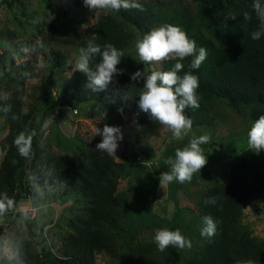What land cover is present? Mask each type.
<instances>
[{"label":"trees","instance_id":"16d2710c","mask_svg":"<svg viewBox=\"0 0 264 264\" xmlns=\"http://www.w3.org/2000/svg\"><path fill=\"white\" fill-rule=\"evenodd\" d=\"M69 1L76 9H89L83 0ZM191 1L193 6L183 0H138L144 10L121 9L117 15L122 23L111 14H101L92 26L75 36L61 38L51 35L47 39L79 49L86 47V42L95 34V42L102 48L111 43L124 51L135 39L126 25L141 35L163 24L177 25L196 42L197 54L200 47L207 51V58L198 69L189 67L194 59L189 56L181 61L184 68L178 73L182 76L191 71L199 78L197 94L200 106L185 109V115L193 121L192 127L210 126L213 107L219 102H224L236 112H240L241 107L248 108L252 125L264 115V34L258 40L251 38V33L259 30V20L252 8L253 0ZM245 12L250 19H244ZM100 59L99 55L93 57L90 66L95 69ZM47 60L58 72L71 69L59 50L51 49ZM34 61L26 60L19 64L20 73L11 82L19 88L11 91L9 98L1 102L8 127L0 141V193L14 198L24 172L28 177L33 174L42 176L44 170L53 169L55 181L52 187L63 185L68 193L79 196L82 208L74 220H69V229L60 236L58 253L39 246L40 242L33 239L36 237L34 217L23 220L29 239L17 242L18 264H94L101 251L120 264H243L248 260L264 264V240L253 236L251 228L242 222L243 210L249 203L264 201V163L256 153L248 150L229 162L225 179L199 192L195 220L202 221L205 215H211L216 222L215 235L202 237L200 230L194 229L192 220L188 223L182 221V208H175L172 219L164 228L179 229L187 238L195 236L201 242L199 246H194L191 251L169 247L161 252L154 240L136 242L137 226L151 223L153 219L154 187L148 184L142 191L135 189L119 193L117 185L124 171L123 164L97 150L96 143H86L78 154L73 155L57 154L38 145L43 131L32 120L34 108L25 105L22 98L23 81L33 74ZM175 62L171 59L159 62L158 71L171 70ZM142 87L123 70L122 74L114 76L105 90L94 93L86 86V76L73 69L59 88V95L70 105L95 102L102 113L101 129L105 124L120 127L125 107L131 109L138 124L145 125L151 119L139 110L136 103ZM125 93L133 96L132 99H121ZM24 108L28 109L27 113L22 112ZM33 129L37 132L32 142L33 155L31 159H25L19 155L14 139L19 132ZM137 149L136 155H152L147 145L139 144ZM20 188L19 201L24 198L25 191L32 193L22 183ZM210 197L217 198L215 205L204 203Z\"/></svg>","mask_w":264,"mask_h":264},{"label":"rangeland","instance_id":"374dc122","mask_svg":"<svg viewBox=\"0 0 264 264\" xmlns=\"http://www.w3.org/2000/svg\"><path fill=\"white\" fill-rule=\"evenodd\" d=\"M193 6L191 0H183ZM8 3V4H7ZM111 14L121 22L117 12L90 9H76L69 0H0V93L9 94L18 85L11 82L20 73L19 64L26 60H35L32 66L33 74L24 78L22 93L23 102L34 108L33 122L42 125L51 116L53 123L47 130H43L38 145L57 154H78L86 143H99L100 135L94 131L100 128L102 113L93 101L70 105L66 99H61L59 88L64 84L71 70L75 69L78 48L47 37L75 36L83 29L92 26L97 16ZM122 23V22H121ZM135 35L132 44L124 51L118 66L129 76L137 69L146 73L159 70L158 63H143L139 61L136 52V42L142 35L133 27L126 25ZM40 44V47H37ZM51 49L59 50L66 57V63L71 69L58 72L47 57ZM22 71V70H21ZM143 85V79L139 80ZM49 101L45 102L44 100ZM54 101L53 104L51 101ZM0 100V141L7 133V119ZM72 104V103H71ZM76 109V110H74ZM248 108L241 107L240 112L219 102L213 107V122L210 126L200 125L192 127L183 140L172 138L169 129L151 120L145 125L136 122L129 107L123 109L124 120L119 127L123 139L113 158L123 164L124 171L119 178L118 192H130L137 189L142 191L146 185L154 187V202L151 209L153 219L151 223L137 226L136 242L153 240L155 231L166 227L167 221L172 219L175 208H182V221L192 220L194 229L201 230L203 220H195L197 215V200L200 191L225 179L228 163L240 158L247 149V132L251 121L247 114ZM102 130V129H101ZM208 134L209 143L202 145L207 156L206 165L199 173L194 174L190 183L180 184L172 182L160 186V174L170 170L164 163L168 157L175 156L177 148H183L191 139ZM147 145L151 156H139L137 145ZM264 163V150L257 154ZM2 153H0L1 161ZM20 183L25 186L24 198L17 201L20 206L16 214L5 217L0 222V253L12 257L11 264H18L16 246L19 239L28 238L27 228L20 218V213L28 211L29 218L34 217L36 223V237L39 246L50 248L58 253L60 236L68 229L70 219L82 208L79 196L68 193L63 185L53 186L51 194L43 199L34 197V189L26 172ZM21 189V188H20ZM21 193V190H20ZM242 222L250 228L252 235L264 240V201L257 200L249 203L243 210ZM196 235V234H194ZM29 239V238H28ZM188 239L191 248L199 246L200 241L195 236ZM0 264H9L0 261ZM94 264H120L116 259L101 251L96 255Z\"/></svg>","mask_w":264,"mask_h":264},{"label":"clouds","instance_id":"9594fccd","mask_svg":"<svg viewBox=\"0 0 264 264\" xmlns=\"http://www.w3.org/2000/svg\"><path fill=\"white\" fill-rule=\"evenodd\" d=\"M83 4L94 12L98 10L119 12L121 9L144 10L138 0H83ZM252 8L259 20V30L253 31L251 38L258 40L264 34V3L262 0H253ZM243 17L250 19L247 12L243 13ZM95 40L96 36L93 34L92 38L86 42V47L79 48L75 60V70L86 76V86L94 93L105 90L113 82L114 76L122 74L123 69L118 68L117 65L120 63L121 57L124 56V53L111 43H106L102 48ZM135 48L139 61L143 63H158L169 59L176 61L168 71L152 70L146 73L144 70L137 69L131 74L130 79L133 81L143 79V87L137 94L138 100L136 101L139 110L147 114L149 119L169 129L174 140H183L192 132L193 126V121L185 115V109L199 108L200 98L197 94L198 76L191 71L185 72L182 76L178 74L184 68L181 61L192 56L194 59L189 67L198 69L207 58L206 49L200 47L197 54L196 42L190 39L181 27L173 24H163L143 34L137 40ZM97 55L101 59L93 69L90 66V61ZM132 97L125 93L121 99L127 101ZM8 98L7 93H0V100ZM27 111V108L22 109L23 113H27ZM53 121V118L49 116L41 125V130H47ZM36 135L37 132L33 129L21 131L15 137L14 144L21 157L31 159L33 155L32 142ZM94 135L102 137L101 141L96 144V149L109 156H115L119 147L118 142L123 139L121 129L105 124L102 130L96 127ZM210 140L211 137L208 134L197 136L193 133L187 145L176 149L174 158L168 157L164 160V163L170 166V170L160 174V186L172 182L190 183L194 174L199 173L207 163V156L201 146L209 143ZM246 150L256 154L264 150V115L259 116L248 130ZM29 180L36 189L34 197L43 199L46 194H51L53 191L54 170H44L42 176L33 174ZM41 180H43L42 184ZM204 203L215 205L217 198H207ZM19 207L17 201L9 197L7 193H0V222H3L5 217L18 213ZM20 218L28 219V211L20 213ZM215 233L216 222L211 215H205L203 227L200 230L201 236L211 237ZM153 240L161 252L169 247L182 250L192 246L190 239L185 237L179 229L159 228L155 231ZM12 259V257L0 253V261H8L11 264ZM243 264H254V262L248 260Z\"/></svg>","mask_w":264,"mask_h":264},{"label":"water","instance_id":"95a60500","mask_svg":"<svg viewBox=\"0 0 264 264\" xmlns=\"http://www.w3.org/2000/svg\"><path fill=\"white\" fill-rule=\"evenodd\" d=\"M20 181H19V184H18V186H17V188H16V193H15V196H14V198L13 199H15L16 201H18V199H19V196H20Z\"/></svg>","mask_w":264,"mask_h":264}]
</instances>
